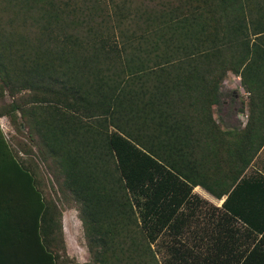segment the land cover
<instances>
[{"label": "trees", "instance_id": "16d2710c", "mask_svg": "<svg viewBox=\"0 0 264 264\" xmlns=\"http://www.w3.org/2000/svg\"><path fill=\"white\" fill-rule=\"evenodd\" d=\"M230 72L249 112L225 129ZM263 146L264 0H0V186L22 264L66 253L36 153L78 205L87 264H264V177L240 181Z\"/></svg>", "mask_w": 264, "mask_h": 264}, {"label": "rangeland", "instance_id": "374dc122", "mask_svg": "<svg viewBox=\"0 0 264 264\" xmlns=\"http://www.w3.org/2000/svg\"><path fill=\"white\" fill-rule=\"evenodd\" d=\"M228 80L224 82L225 85V100L230 101L231 97V91H235L239 93L240 98L244 100L246 103L248 100V93L245 91L244 87L241 84V80L239 77H236L235 75H231L227 78ZM233 97V96H232ZM11 99L7 97V101H10ZM240 105L232 99V106L234 105ZM229 106L226 105H219L216 109L215 116L219 117L221 116L220 112L228 110ZM218 109V110H217ZM224 109V110H223ZM241 122L247 120L246 113L240 114ZM3 121V124H5V129L7 131V135H14L16 132L14 129L8 124L5 118H1ZM10 130H8L6 128ZM16 139L14 143L19 145L21 144V147H28L31 146L32 149L34 148V144L30 141L29 138L24 137V135L21 134H15ZM19 147V146H18ZM21 153L22 149L20 150ZM36 161L38 163V169H39V177L41 178L42 184L41 187L44 189V192L46 194V197L48 199L54 200L57 202L58 208L60 211H62V236L64 239V243L66 246V253L61 252L62 259L60 260V264H87L91 257L87 246V241L85 239L84 235V228L82 221L79 216V210L78 205L75 204V201L69 196L68 193H62L60 190L61 180L58 177V174L53 168L52 161H44L42 158L39 157L38 153H36ZM198 191H200L204 196L208 197V193L205 189L202 187H196ZM197 190L195 192L199 193ZM201 194V195H202ZM60 238V237H59ZM61 244V243H59ZM62 247H59L61 249Z\"/></svg>", "mask_w": 264, "mask_h": 264}, {"label": "crops", "instance_id": "0c3cea01", "mask_svg": "<svg viewBox=\"0 0 264 264\" xmlns=\"http://www.w3.org/2000/svg\"><path fill=\"white\" fill-rule=\"evenodd\" d=\"M231 75H235V74L230 72L227 75V77H225L222 87V91H223L222 105L229 106V108L228 110L222 111L221 116L216 117L218 122L225 129H232L235 127L241 128L246 126L247 120L241 122L239 116L240 114L246 113L248 118V112H249L247 102L245 103L244 100L240 98L239 93L235 91H231L230 94L231 100L230 101L225 100L224 82L227 81L228 80L227 78L230 77ZM235 76L240 78V76L237 75ZM232 99L237 101V103H239L240 105L236 104L232 106ZM1 127L3 131L7 133L3 121H1ZM6 128L10 130L8 126H6ZM261 177H264V146L257 153V155L255 156L251 164L248 166L246 171L243 172L240 181L242 182L244 180H248L252 182L253 179H257V178L262 179ZM196 187H202V186H196ZM196 187L194 188V192L195 190H197ZM3 190H4L3 187L0 186V264H22L23 252H28L27 249L28 246L26 245V242H28L29 240L27 239V237L23 236L21 230L23 226L22 223L25 224V221H13L16 214H19V212H16L15 211L16 209L13 208L9 209L8 211L6 210L5 204L7 200L6 197L4 196V192L6 191ZM207 192L210 193L209 191ZM195 193L198 194L201 198L207 200L211 205H214V207H219V208H223V205L229 196L228 194H225L222 196V198H216V196H214L211 193L210 195L208 194V197L204 196L201 192L200 194L197 192ZM254 204H255L253 206L254 210L257 211L259 209L264 210V199L262 198L257 199L255 200ZM236 218L238 219V221L235 228L238 227L240 229L241 228L245 229L247 224L243 222V220H241L240 218L238 217ZM253 221H258V220L254 219ZM259 237H261V234H259Z\"/></svg>", "mask_w": 264, "mask_h": 264}]
</instances>
